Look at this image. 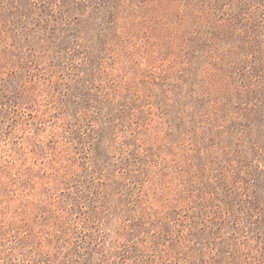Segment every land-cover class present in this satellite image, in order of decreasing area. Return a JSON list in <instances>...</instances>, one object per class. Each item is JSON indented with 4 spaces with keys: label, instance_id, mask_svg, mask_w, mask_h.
I'll use <instances>...</instances> for the list:
<instances>
[{
    "label": "rangeland",
    "instance_id": "rangeland-1",
    "mask_svg": "<svg viewBox=\"0 0 264 264\" xmlns=\"http://www.w3.org/2000/svg\"><path fill=\"white\" fill-rule=\"evenodd\" d=\"M0 264H264V0H0Z\"/></svg>",
    "mask_w": 264,
    "mask_h": 264
}]
</instances>
